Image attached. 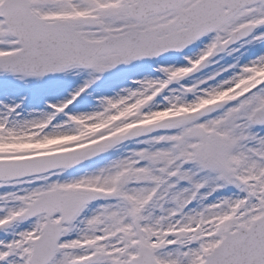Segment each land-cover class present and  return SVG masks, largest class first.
<instances>
[{"label":"snow or ice","instance_id":"obj_1","mask_svg":"<svg viewBox=\"0 0 264 264\" xmlns=\"http://www.w3.org/2000/svg\"><path fill=\"white\" fill-rule=\"evenodd\" d=\"M0 264H264V0H0Z\"/></svg>","mask_w":264,"mask_h":264}]
</instances>
